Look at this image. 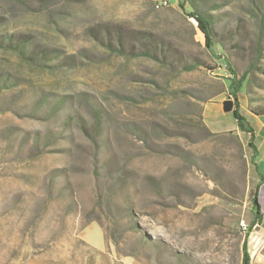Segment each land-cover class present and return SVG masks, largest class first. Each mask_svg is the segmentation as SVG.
<instances>
[{"label":"rangeland","instance_id":"obj_1","mask_svg":"<svg viewBox=\"0 0 264 264\" xmlns=\"http://www.w3.org/2000/svg\"><path fill=\"white\" fill-rule=\"evenodd\" d=\"M193 1L0 0V264H264V0Z\"/></svg>","mask_w":264,"mask_h":264},{"label":"trees","instance_id":"obj_2","mask_svg":"<svg viewBox=\"0 0 264 264\" xmlns=\"http://www.w3.org/2000/svg\"><path fill=\"white\" fill-rule=\"evenodd\" d=\"M189 3L191 5V8L194 9V13H193V17L196 18V20L198 21L199 25L201 26V28L203 29L206 38H207V45L208 47L211 46V42H212V35H213V23H212V17L207 13V12H201L200 10H198V6L194 3L193 0H189ZM262 4V9H263V13H262V18L261 20L263 21L264 24V1L261 2ZM199 13H197V12ZM143 35V34H141ZM150 34H148V36H141V40H148L149 39ZM120 51L124 50V44L121 42L120 40ZM107 46L110 48H113V44L112 43H107ZM0 47L3 49H8L10 51H13L14 53H17L18 56L25 60L28 64L30 65H40V66H45L48 68H53L55 65L49 64L47 65L49 62H52L53 64H55V60H58L59 58L62 57V55L60 54V51L57 50H53V49H49V48H32L30 46V41L27 39H23L20 36H15V35H5L0 37ZM140 55H146V56H153L154 58H156L155 55H152V53L149 50L146 51H142L139 53ZM68 58H66L65 60H63L64 62L67 61ZM223 64L227 67L230 66L229 62L226 60L222 61ZM199 67V64H191L188 65L187 63L181 66L182 70H194L197 69ZM209 70H213V69H209ZM231 73L233 74V76H236V73L234 72V70L230 69ZM11 79L9 78V76L7 75H0V93L1 91V85L6 86L8 83V81H10ZM241 80H245V76H243V79ZM231 87H232V92L233 94L236 96L237 92L241 89V82H236V80L231 79ZM44 98L42 100L38 101V105L36 107V109H38L39 107H42V102L45 101ZM65 102L63 101H57L55 103V107H54V111L56 112L57 109H59V106L63 105ZM261 111H257L259 113H256L258 116H264V108L260 109ZM235 115L237 117V121H238V128L239 130H241L242 132L245 133H249L251 134L252 138H253V129L251 127H249L248 122L246 121V119L236 110L235 111ZM204 130L206 132H209V130L204 126ZM250 146L253 148V151L255 152V156H257V148L253 145V143H250ZM257 194L254 198V205L255 207H259V203L257 200ZM261 218H262V212L260 210H258L257 215H256V219L255 221L251 224L250 230H252L253 227H255L257 224H259L261 222ZM243 264H251V254L249 253V247H248V242H245L244 244V259H243Z\"/></svg>","mask_w":264,"mask_h":264},{"label":"crops","instance_id":"obj_3","mask_svg":"<svg viewBox=\"0 0 264 264\" xmlns=\"http://www.w3.org/2000/svg\"><path fill=\"white\" fill-rule=\"evenodd\" d=\"M260 138H261V136L259 135V134H256V141H258V140H260ZM263 138V137H262ZM263 141H264V138L262 139ZM257 145V144H256ZM257 156H258V160H259V164H260V168H261V170H264V166H262L263 165V163H262V161H261V158H260V152H259V148L257 147ZM261 178H262V180H261V182H262V185L264 186V173L263 174H261ZM263 227V229H264V212H262V218H261V222L259 223V224H257L256 225V227Z\"/></svg>","mask_w":264,"mask_h":264},{"label":"water","instance_id":"obj_4","mask_svg":"<svg viewBox=\"0 0 264 264\" xmlns=\"http://www.w3.org/2000/svg\"><path fill=\"white\" fill-rule=\"evenodd\" d=\"M223 111L225 113H231L235 110V102L232 100H225L223 103Z\"/></svg>","mask_w":264,"mask_h":264},{"label":"built area","instance_id":"obj_5","mask_svg":"<svg viewBox=\"0 0 264 264\" xmlns=\"http://www.w3.org/2000/svg\"><path fill=\"white\" fill-rule=\"evenodd\" d=\"M156 2H159L160 4H168L169 0H156ZM242 229L245 233H250V229L246 221H242L241 223Z\"/></svg>","mask_w":264,"mask_h":264},{"label":"bare ground","instance_id":"obj_6","mask_svg":"<svg viewBox=\"0 0 264 264\" xmlns=\"http://www.w3.org/2000/svg\"><path fill=\"white\" fill-rule=\"evenodd\" d=\"M156 4H157V7H164L168 5V4H160L159 2H156Z\"/></svg>","mask_w":264,"mask_h":264}]
</instances>
